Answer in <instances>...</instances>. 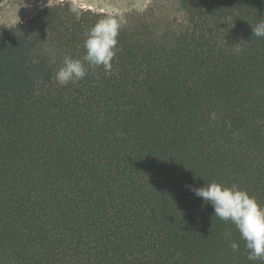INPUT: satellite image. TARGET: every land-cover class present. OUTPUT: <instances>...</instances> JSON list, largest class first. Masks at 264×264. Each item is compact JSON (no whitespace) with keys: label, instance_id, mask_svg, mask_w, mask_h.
<instances>
[{"label":"trees","instance_id":"16d2710c","mask_svg":"<svg viewBox=\"0 0 264 264\" xmlns=\"http://www.w3.org/2000/svg\"><path fill=\"white\" fill-rule=\"evenodd\" d=\"M176 1L119 14L111 72L76 84L55 72L109 13L56 0L0 31V264H264L189 190L264 206V0Z\"/></svg>","mask_w":264,"mask_h":264},{"label":"clouds","instance_id":"9594fccd","mask_svg":"<svg viewBox=\"0 0 264 264\" xmlns=\"http://www.w3.org/2000/svg\"><path fill=\"white\" fill-rule=\"evenodd\" d=\"M70 11L77 20L80 18L81 10L75 4ZM124 23L123 16L117 13H109L97 20L83 34L85 54L81 58L66 55L55 72L56 83L60 86L76 84L86 77L88 68L102 67L106 73L111 72L118 44L117 37ZM251 29L252 35L264 38V17L251 25ZM234 51L239 54L242 49L236 47ZM209 119L215 122L219 118L213 111ZM227 126L231 128L230 124ZM117 135L122 136L123 133L118 132ZM233 135L237 136L238 133L234 132ZM189 190L210 204L216 217L234 225L244 242L249 261H264V206H261L255 197L235 183L226 185L211 181L201 187L189 186ZM225 236L229 237L230 232H226ZM228 245L233 252L239 251L237 242L229 239ZM179 255L180 253H177L178 257Z\"/></svg>","mask_w":264,"mask_h":264},{"label":"rangeland","instance_id":"374dc122","mask_svg":"<svg viewBox=\"0 0 264 264\" xmlns=\"http://www.w3.org/2000/svg\"><path fill=\"white\" fill-rule=\"evenodd\" d=\"M56 0H2L0 31L29 21L35 13ZM62 1V0H60ZM66 1V0H64ZM98 11L118 14H145L150 20H179L182 17L176 0H68ZM48 3V4H47Z\"/></svg>","mask_w":264,"mask_h":264},{"label":"crops","instance_id":"0c3cea01","mask_svg":"<svg viewBox=\"0 0 264 264\" xmlns=\"http://www.w3.org/2000/svg\"><path fill=\"white\" fill-rule=\"evenodd\" d=\"M75 4H77V3H75ZM77 5H79V6H82V7H85V8H90V9H93V8H91V7H89V6L80 5V4H77ZM93 10H95V9H93ZM96 11H98V10H96ZM100 12H105V11H100ZM106 13H108V12H106Z\"/></svg>","mask_w":264,"mask_h":264}]
</instances>
